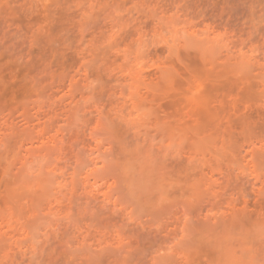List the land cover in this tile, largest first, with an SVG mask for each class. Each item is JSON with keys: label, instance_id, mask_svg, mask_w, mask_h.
<instances>
[{"label": "rangeland", "instance_id": "rangeland-1", "mask_svg": "<svg viewBox=\"0 0 264 264\" xmlns=\"http://www.w3.org/2000/svg\"><path fill=\"white\" fill-rule=\"evenodd\" d=\"M0 264H264V0H0Z\"/></svg>", "mask_w": 264, "mask_h": 264}]
</instances>
